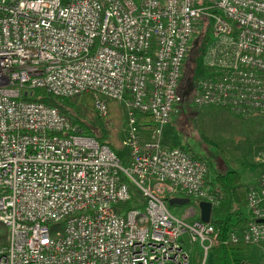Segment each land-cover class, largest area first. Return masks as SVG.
<instances>
[{"label":"built area","instance_id":"obj_1","mask_svg":"<svg viewBox=\"0 0 264 264\" xmlns=\"http://www.w3.org/2000/svg\"><path fill=\"white\" fill-rule=\"evenodd\" d=\"M216 7L0 0V264H189L183 237L204 256L228 243L264 245V172L247 188L246 225L220 239L196 219L200 201L217 204L206 193V161L162 140L203 17L212 41L195 104L264 115V0H217ZM35 89L56 97L93 91L100 116L105 98L119 101L126 163L57 107L26 99ZM138 112L153 118L151 141L140 138ZM132 191L138 200L122 211ZM170 197L190 199L182 214L170 210Z\"/></svg>","mask_w":264,"mask_h":264},{"label":"rangeland","instance_id":"obj_2","mask_svg":"<svg viewBox=\"0 0 264 264\" xmlns=\"http://www.w3.org/2000/svg\"><path fill=\"white\" fill-rule=\"evenodd\" d=\"M197 1L202 4L204 1L217 3V0ZM202 19L204 21L191 42L184 62L179 89L181 101L172 113L167 129L163 131L162 140L187 148L192 155L206 161L209 182L206 193L215 197L214 192L222 190L217 182L218 177L229 169L240 172L246 188L255 183L264 172V158L260 155L261 150L264 149V115L244 114L227 107L195 104L194 83L201 74L209 72L204 64V57L212 41L209 18ZM121 108L124 123L120 127V137L124 148L120 151V155L127 159V112L122 104ZM69 111L72 117L91 123L85 119L79 108L69 107ZM94 111L100 116L95 109ZM95 131L97 134L104 132L99 128ZM187 205H173L169 208L173 213L180 215ZM240 209L247 212L246 206ZM236 257L241 264H264V245H251L249 251L237 254ZM203 264H212V255L209 251L205 256L203 253Z\"/></svg>","mask_w":264,"mask_h":264},{"label":"trees","instance_id":"obj_3","mask_svg":"<svg viewBox=\"0 0 264 264\" xmlns=\"http://www.w3.org/2000/svg\"><path fill=\"white\" fill-rule=\"evenodd\" d=\"M197 4L201 5L202 3L197 1ZM206 4L211 6L210 10L217 12L215 3L204 1L203 5ZM26 99L41 101L57 107L61 113L65 114L70 119L72 124L78 126L83 135L94 137L101 144H106L120 157L123 164L126 163V159L120 155V151L124 148L120 137V127L124 123V116L121 104L116 99L105 98L107 113L106 116L103 117L98 116L94 111L93 91H85L70 97H56L44 90L35 89ZM69 107L79 108L85 119L91 121V123L88 124L78 117H72ZM136 116L139 123V135L141 140L143 142L151 141L155 131V124L152 116L148 113L139 112L136 113ZM97 128L103 129L104 132L97 134L95 131ZM217 182L222 190L214 192L217 204L212 208L210 224L218 233L220 239H223L229 232L238 227L245 226L248 221L247 214L240 209V207H245L247 188L242 182L240 173L235 169H229L224 174L219 175ZM205 185V188L209 186L207 179ZM138 197V192L132 191L131 199L124 203H120L118 207L122 211H127L134 207ZM193 203L196 206V203ZM196 219L200 220V217L198 216ZM0 227L2 228L0 232V244H3L5 243L6 229L1 224ZM181 242L189 254V264H203V251L199 243L190 242L187 237H183ZM250 249L251 245L249 244L228 243L227 245H220L212 248L209 253L212 255V264H241V261L237 259L236 255L246 253Z\"/></svg>","mask_w":264,"mask_h":264},{"label":"water","instance_id":"obj_4","mask_svg":"<svg viewBox=\"0 0 264 264\" xmlns=\"http://www.w3.org/2000/svg\"><path fill=\"white\" fill-rule=\"evenodd\" d=\"M195 87V84H194ZM190 202V199L187 197H170L168 199V204L170 206L173 205H185ZM199 207V217L202 222L208 223L211 220V214H212V204L209 201H200L198 203Z\"/></svg>","mask_w":264,"mask_h":264},{"label":"crops","instance_id":"obj_5","mask_svg":"<svg viewBox=\"0 0 264 264\" xmlns=\"http://www.w3.org/2000/svg\"><path fill=\"white\" fill-rule=\"evenodd\" d=\"M170 123V122H169ZM168 123V124H169ZM168 124L166 125V127L164 128V129H167V127H168ZM163 143L165 144V145H168V146H179V145H175V144H172V143H170V142H166L165 140L163 141ZM239 172V171H238ZM240 173V172H239ZM242 176V175H241ZM244 184V183H243Z\"/></svg>","mask_w":264,"mask_h":264}]
</instances>
